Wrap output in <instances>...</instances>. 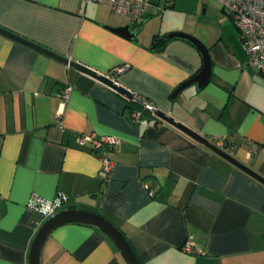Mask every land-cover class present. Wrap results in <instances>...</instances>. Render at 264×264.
Masks as SVG:
<instances>
[{
    "label": "crops",
    "instance_id": "0c3cea01",
    "mask_svg": "<svg viewBox=\"0 0 264 264\" xmlns=\"http://www.w3.org/2000/svg\"><path fill=\"white\" fill-rule=\"evenodd\" d=\"M154 4L131 39L109 27L133 20L106 2L0 0V26L110 76L208 139L226 137L231 154L264 175V73L249 65L238 29L222 14L217 30L189 29L208 48L210 80L172 99L202 58L180 38L150 48L170 31L142 34ZM128 99L0 33V264H29L42 219L27 201L58 193L62 208L110 219L142 264H264V183L150 110L145 123L131 121ZM90 133L116 139L105 180L90 143L77 142ZM40 264L127 263L98 227L66 222L43 241Z\"/></svg>",
    "mask_w": 264,
    "mask_h": 264
},
{
    "label": "water",
    "instance_id": "95a60500",
    "mask_svg": "<svg viewBox=\"0 0 264 264\" xmlns=\"http://www.w3.org/2000/svg\"><path fill=\"white\" fill-rule=\"evenodd\" d=\"M109 28L112 31L130 39L133 38L136 32L139 30V28L136 27L134 21H131L130 23L123 26L109 27ZM0 33L20 43H23L29 47H32L54 59H57L79 72L87 74L105 83L106 85H108L115 91L121 93L127 98H131L133 96L132 91H129L128 89L120 85L110 76L101 73L96 69L89 67L86 64H83L81 62L70 59L69 57L56 53L42 45L34 43L33 41L25 37H22L16 33H13L1 26H0ZM174 38L184 39L189 43H191L199 51L202 58V65L197 73L185 79L175 87V89L171 94L172 99L175 98L183 89L187 88L192 84H195L196 88L198 89L202 88L210 80V75H211V59L209 56L208 48L200 39H198L195 35L191 33L181 30L169 31L163 34L162 36H160L159 39L153 45H151L150 48L154 49L156 45L161 41L174 39ZM154 115L160 118L161 120L165 121L166 123H169L172 126L176 127L177 129L181 130L182 132L193 138L195 141L211 149L214 153L218 154L219 156L223 157L230 163L234 164L235 166L239 167L243 171L247 172L251 176L255 177L256 179L264 183V175H261L260 173L255 171L254 169H252L251 167H249L248 165H246L245 163L234 157L231 153H228L225 150L221 149L220 147L216 146L206 136L188 127L187 125L177 120L175 117H173L166 111L160 108H156L154 111ZM66 222L86 223L98 227L101 231L107 234L109 238L114 242V244L120 251L123 259L127 264H142L137 254L131 247L127 237L110 219H108L107 217H105L100 213L86 209L75 208V207H65L59 209L49 217L42 220L41 224L39 225L31 241L29 254H28L29 264H40V253H41V247L43 241L55 227Z\"/></svg>",
    "mask_w": 264,
    "mask_h": 264
},
{
    "label": "built area",
    "instance_id": "2783aa9c",
    "mask_svg": "<svg viewBox=\"0 0 264 264\" xmlns=\"http://www.w3.org/2000/svg\"><path fill=\"white\" fill-rule=\"evenodd\" d=\"M85 2H106L115 14L127 15L133 21L142 18L150 7L153 5V0H84ZM219 4L226 11L235 23L240 42L247 53L248 63L255 70L264 73V0H211ZM126 65L116 67V71H122ZM71 85L63 88L60 95L62 98H67ZM133 100L140 101L145 107L149 108L154 113L157 108L153 103L147 102L137 93L133 92L131 97ZM131 121L137 123H145L146 118L140 110H132L129 113ZM216 146L225 150L228 153L233 152V145L224 136L211 137L209 139ZM91 145V151L96 154L101 161L100 171L102 179H107L114 167V161L107 155V150L113 146L116 141L113 135L96 133L84 134L78 138V144L84 145L85 142ZM251 154L255 153L251 149ZM148 194L151 196L153 191L148 188ZM66 201V196L63 193H58L51 199L44 198L38 194H32L27 201L26 207L28 210L38 214L42 220L49 217L57 210L61 209Z\"/></svg>",
    "mask_w": 264,
    "mask_h": 264
},
{
    "label": "rangeland",
    "instance_id": "374dc122",
    "mask_svg": "<svg viewBox=\"0 0 264 264\" xmlns=\"http://www.w3.org/2000/svg\"><path fill=\"white\" fill-rule=\"evenodd\" d=\"M153 2L156 9L144 22L142 28V34L146 38H149L160 28L161 31L170 29V31L181 30L188 33L189 29L194 30L195 27L217 30L220 28L219 14L225 15L228 21L236 27L232 18L221 10L220 6L212 7L213 2L211 0H153ZM116 16L122 22H127L131 19L127 15L116 14Z\"/></svg>",
    "mask_w": 264,
    "mask_h": 264
},
{
    "label": "trees",
    "instance_id": "16d2710c",
    "mask_svg": "<svg viewBox=\"0 0 264 264\" xmlns=\"http://www.w3.org/2000/svg\"><path fill=\"white\" fill-rule=\"evenodd\" d=\"M171 6H172V4H171ZM154 36H156V35H154ZM164 41H166V40H163V41H161L160 43H158L157 45H162L163 43H164ZM156 45V46H157ZM156 48V47H155ZM128 101V103L130 104V109H129V113L132 111V110H140L141 111V113L143 114V115H145V113L146 112H150L149 110V108H147V107H145L140 101H138V100H133L132 98H130V99H128L127 100ZM64 194V193H63ZM65 195V194H64ZM66 196V195H65ZM65 205V204H64Z\"/></svg>",
    "mask_w": 264,
    "mask_h": 264
}]
</instances>
